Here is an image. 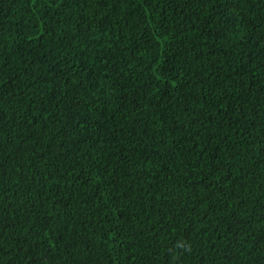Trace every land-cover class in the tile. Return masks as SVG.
Listing matches in <instances>:
<instances>
[{
	"label": "trees",
	"instance_id": "trees-1",
	"mask_svg": "<svg viewBox=\"0 0 264 264\" xmlns=\"http://www.w3.org/2000/svg\"><path fill=\"white\" fill-rule=\"evenodd\" d=\"M0 264H264V0H0Z\"/></svg>",
	"mask_w": 264,
	"mask_h": 264
}]
</instances>
